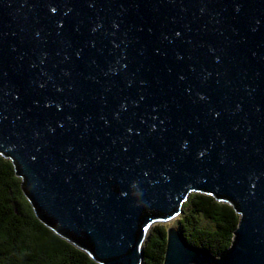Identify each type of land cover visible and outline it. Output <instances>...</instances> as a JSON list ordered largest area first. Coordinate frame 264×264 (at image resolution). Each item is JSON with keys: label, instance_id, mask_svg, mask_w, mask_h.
<instances>
[{"label": "water", "instance_id": "95a60500", "mask_svg": "<svg viewBox=\"0 0 264 264\" xmlns=\"http://www.w3.org/2000/svg\"><path fill=\"white\" fill-rule=\"evenodd\" d=\"M0 154L35 216L99 264H143L191 192L232 205L217 255L264 264V0H0Z\"/></svg>", "mask_w": 264, "mask_h": 264}, {"label": "trees", "instance_id": "16d2710c", "mask_svg": "<svg viewBox=\"0 0 264 264\" xmlns=\"http://www.w3.org/2000/svg\"><path fill=\"white\" fill-rule=\"evenodd\" d=\"M177 230L191 245L217 255L238 221L231 204L203 192L182 203ZM165 227L152 224L141 244L143 264H161ZM0 264H99L40 221L20 188L10 159L0 154Z\"/></svg>", "mask_w": 264, "mask_h": 264}, {"label": "rangeland", "instance_id": "374dc122", "mask_svg": "<svg viewBox=\"0 0 264 264\" xmlns=\"http://www.w3.org/2000/svg\"><path fill=\"white\" fill-rule=\"evenodd\" d=\"M182 212H183V210L180 209V211H179L178 214H176L175 216L171 217L170 219H168L166 221L161 222V224H163V226L165 228L168 227V226H174V227H176L177 226L178 218L182 214Z\"/></svg>", "mask_w": 264, "mask_h": 264}]
</instances>
